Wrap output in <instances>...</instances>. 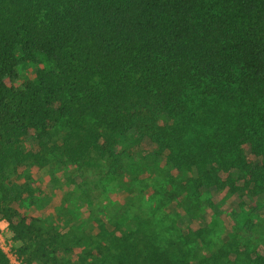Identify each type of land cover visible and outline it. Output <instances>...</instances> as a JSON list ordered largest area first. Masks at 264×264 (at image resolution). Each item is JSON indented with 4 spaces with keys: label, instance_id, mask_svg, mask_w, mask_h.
Listing matches in <instances>:
<instances>
[{
    "label": "trees",
    "instance_id": "1",
    "mask_svg": "<svg viewBox=\"0 0 264 264\" xmlns=\"http://www.w3.org/2000/svg\"><path fill=\"white\" fill-rule=\"evenodd\" d=\"M38 55L47 64L35 77L10 84ZM201 88L222 99L236 91L244 104L230 142L234 164L221 158L223 148L176 151L187 117L197 115L189 94ZM142 152L168 165L162 193L170 222L157 246L122 228L112 258L196 264L187 247L205 229L192 226L189 203L214 187L227 198L264 194V0H0V220L22 243L15 248L22 264H59L75 230L46 232L25 212L32 189L12 176L54 155L93 169L99 179L91 184L101 187ZM81 234L75 241L89 243ZM0 264H12L1 247Z\"/></svg>",
    "mask_w": 264,
    "mask_h": 264
},
{
    "label": "rangeland",
    "instance_id": "2",
    "mask_svg": "<svg viewBox=\"0 0 264 264\" xmlns=\"http://www.w3.org/2000/svg\"><path fill=\"white\" fill-rule=\"evenodd\" d=\"M45 64L46 59L38 55L36 61L21 65L18 77L9 83L20 85L25 77H35L36 70ZM205 93L201 88L189 94L195 99L197 115L193 122L187 117L184 141L176 151L223 148L221 158L234 164L230 142L236 135L237 119L245 115L244 104L236 91L226 99ZM61 133L57 126L53 132L55 143L60 141ZM51 158L46 166L27 168L12 179L17 186L32 189L31 194L29 190L24 194L25 212L36 217L46 232L51 235L75 230L60 246L59 264H115V255L120 251L117 236H121L122 228L127 230L123 236L138 232L136 242L143 246L145 239L157 246L160 237L166 236L161 233L170 219L162 186L172 176L162 156L142 152L123 174L109 176L101 187L91 184V180L99 179L92 176L93 169L83 171L60 156ZM189 204L196 219L192 226L205 229L202 237L187 247L196 264H264V194L246 191L227 198L226 191L214 187ZM135 217L140 220L138 224L133 222ZM128 219L132 227L127 229ZM82 231L89 236L90 244L75 241L74 234L83 235ZM113 235L116 239L111 242ZM21 244L13 239L7 220H0V247L12 264H22L15 252ZM137 259L140 264H148L142 256Z\"/></svg>",
    "mask_w": 264,
    "mask_h": 264
}]
</instances>
